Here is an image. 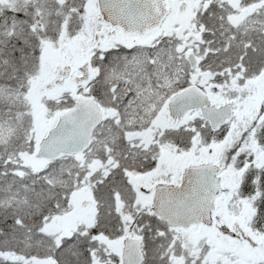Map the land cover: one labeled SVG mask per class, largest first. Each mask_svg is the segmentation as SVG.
Instances as JSON below:
<instances>
[{
  "label": "snow or ice",
  "instance_id": "snow-or-ice-1",
  "mask_svg": "<svg viewBox=\"0 0 264 264\" xmlns=\"http://www.w3.org/2000/svg\"><path fill=\"white\" fill-rule=\"evenodd\" d=\"M0 264H264V0H0Z\"/></svg>",
  "mask_w": 264,
  "mask_h": 264
}]
</instances>
